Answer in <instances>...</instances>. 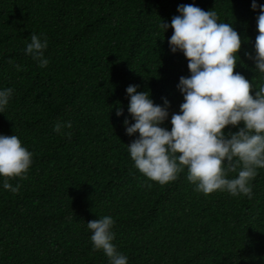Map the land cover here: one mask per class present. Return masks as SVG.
Here are the masks:
<instances>
[{
    "label": "trees",
    "instance_id": "obj_1",
    "mask_svg": "<svg viewBox=\"0 0 264 264\" xmlns=\"http://www.w3.org/2000/svg\"><path fill=\"white\" fill-rule=\"evenodd\" d=\"M181 3L232 23L241 35L234 72L256 88L264 83L245 55L254 54L258 31L251 0H0V87L13 89L0 133L15 132L33 153L26 175L9 180L18 191L0 186V264H109L86 227L104 214L127 264H264V168L250 182L251 198L204 194L186 169L165 184L150 180L127 151L138 135L123 123L134 122L128 84L154 103L167 98L169 117L179 111L187 60L170 51L173 29L159 23ZM31 32L48 40L44 67L23 51ZM56 121L71 128L58 133ZM162 126L170 128L168 119Z\"/></svg>",
    "mask_w": 264,
    "mask_h": 264
},
{
    "label": "clouds",
    "instance_id": "obj_2",
    "mask_svg": "<svg viewBox=\"0 0 264 264\" xmlns=\"http://www.w3.org/2000/svg\"><path fill=\"white\" fill-rule=\"evenodd\" d=\"M255 10L256 28L254 54L245 52L254 62L264 80V3L251 0ZM179 14L170 22L161 20L163 30L173 29L168 36L169 49L182 51L187 60L188 75H180L176 88L182 93L179 111L169 117V101L154 103L149 91L137 90L128 84L127 112L134 122L123 120L125 132L138 133L127 143V151L134 166L144 176L159 184L175 180L186 169V179L194 190L208 194L216 190L233 196H253L251 180L258 168H264V83L256 88L242 73L234 72L236 56L241 48V35L232 23L218 19L211 8L204 10L195 4L177 5ZM48 40L44 33H30L23 51L39 66L49 63L45 55ZM9 63H13L11 57ZM255 88L254 92H250ZM13 94L11 87H0V112ZM122 107H116L121 115ZM168 119L170 128L162 126ZM228 127L225 130V126ZM235 127V131L232 130ZM53 130L71 128L70 121H56ZM70 139V133H64ZM33 153L22 144L15 132L0 133V186L12 192V177L26 175ZM229 172L236 173L228 176ZM150 186V185H149ZM113 217L109 214L86 222L93 249L102 250L109 264H127V256L112 242Z\"/></svg>",
    "mask_w": 264,
    "mask_h": 264
}]
</instances>
